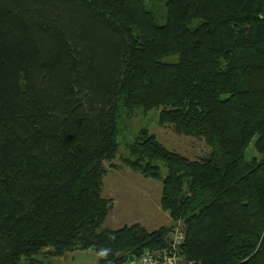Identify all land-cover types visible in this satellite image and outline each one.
I'll use <instances>...</instances> for the list:
<instances>
[{"label":"trees","instance_id":"obj_1","mask_svg":"<svg viewBox=\"0 0 264 264\" xmlns=\"http://www.w3.org/2000/svg\"><path fill=\"white\" fill-rule=\"evenodd\" d=\"M121 108L210 147L190 160L145 128L127 144L169 226H103ZM177 222L183 264H264V0H167L163 23L145 0H0V264H129Z\"/></svg>","mask_w":264,"mask_h":264},{"label":"rangeland","instance_id":"obj_2","mask_svg":"<svg viewBox=\"0 0 264 264\" xmlns=\"http://www.w3.org/2000/svg\"><path fill=\"white\" fill-rule=\"evenodd\" d=\"M167 0H145V7L152 11L158 23L165 21V3ZM127 112L121 108L117 118L118 150L111 161L104 162L106 174L103 177L102 196L110 199L111 209L103 226L117 229L124 225L138 223L146 230L152 231L172 222L167 212L160 208L161 179H151L130 170L122 159L127 154V144L138 134L141 128L154 134L156 140L165 148L176 152L190 160L208 155L210 147L202 138L189 137L176 133L170 124H158V110H134ZM255 137L244 150L246 161L261 159L262 155L255 148ZM160 174L166 169L160 164ZM176 229H180L177 222ZM98 256L92 250H75L66 252L60 257L43 259L50 264H98ZM136 264V263H135Z\"/></svg>","mask_w":264,"mask_h":264},{"label":"built area","instance_id":"obj_3","mask_svg":"<svg viewBox=\"0 0 264 264\" xmlns=\"http://www.w3.org/2000/svg\"><path fill=\"white\" fill-rule=\"evenodd\" d=\"M182 241L183 233L180 229H176L168 247L153 251L146 250L129 264H183L178 249Z\"/></svg>","mask_w":264,"mask_h":264}]
</instances>
